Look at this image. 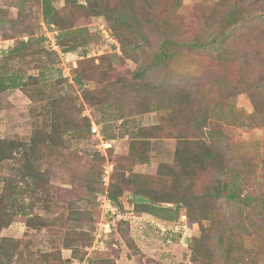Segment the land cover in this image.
<instances>
[{"label": "rangeland", "instance_id": "374dc122", "mask_svg": "<svg viewBox=\"0 0 264 264\" xmlns=\"http://www.w3.org/2000/svg\"><path fill=\"white\" fill-rule=\"evenodd\" d=\"M77 1V4L67 5L65 0H54L53 4L64 20H69L67 24L88 30L91 42L75 52L58 54L52 51L46 34L49 31L59 34L60 30L45 21L43 0H0V67L6 61L9 49L31 38L34 45L28 49L26 59L12 60L9 69L29 76L39 75L40 70L43 73L41 83L32 87L35 94L41 91L34 102L20 90L0 95V139L28 143L37 131L45 130L52 120L47 108L48 97L59 99L61 123L69 122L55 138L56 145L44 151L40 163L41 170L48 173V194L45 196L50 197L49 210L35 207L33 213L51 226L42 230L29 229L23 222L26 218L21 217L2 234L21 240L25 264H42L41 253L58 247L62 249L63 258H71L72 251L63 246L65 238L74 232L86 233L92 246L79 247V256L73 264H88L90 260L106 258L117 264H235V261L264 264V219L251 208L246 207L240 212L237 206L223 199L208 203V212L215 211V221L212 223L211 219L203 218L201 226L193 223L192 218L203 215L207 203L202 204L200 200L190 211L185 206L172 204H163V208L154 214L135 210L132 187L124 183L125 179L144 175L154 183L161 165L175 164L176 139L163 132L158 138L148 137L144 142L132 140L142 135L140 129L160 124V114L127 116L125 97L114 98V95L133 82L132 75L139 63L123 54L119 41L107 27L106 18L91 16L82 0ZM145 1L137 0V7L147 22V12L153 22L165 20L167 28L179 17L188 35L194 36L202 26L203 7H212L218 0H182L178 17L170 15L174 0ZM103 25L110 39L102 32ZM42 50L47 54L40 55L38 52ZM250 53L253 63L256 56L252 51ZM104 55L111 58L102 62ZM84 58L94 61L87 66L90 78L80 87L76 84V75ZM177 65L195 77L223 72L217 63L200 53L188 55ZM237 71L235 67L229 70L230 79ZM90 89L109 93L103 106L92 107L84 101L83 91ZM205 90L199 87L200 92ZM236 104L245 117L254 112L252 100L246 93L237 96ZM124 114L126 117L122 116ZM87 120H90L91 128L87 127ZM245 121L252 125L251 129L224 127L229 139V153L249 156L264 191V128L251 124L248 118ZM94 126L98 133L92 131ZM189 135L195 134L190 132ZM243 143L244 146L239 147ZM12 167H20L19 162L11 161L0 167V177L16 179L17 173L11 170ZM108 175L111 178L109 186L104 181ZM215 183L213 175L202 174L191 188V194L202 196ZM118 189L123 192L120 201L124 210L114 203L112 211L102 196ZM185 189L186 186H182V190ZM27 203L31 204L33 200H27ZM225 231L235 235L234 244L239 248L234 250L229 261L218 245V237ZM255 256H260L263 261Z\"/></svg>", "mask_w": 264, "mask_h": 264}, {"label": "trees", "instance_id": "16d2710c", "mask_svg": "<svg viewBox=\"0 0 264 264\" xmlns=\"http://www.w3.org/2000/svg\"><path fill=\"white\" fill-rule=\"evenodd\" d=\"M53 2L43 0V15L49 26L59 28L57 42L62 51L70 53L88 46L91 42L88 30L75 29L72 23L67 24L69 20H64ZM65 2L67 5L78 3L77 0ZM82 4L91 16L106 18L107 27L119 41L123 54L139 63V68L132 75L133 82L119 90L122 92L115 94L114 98H118V95L125 97L127 116L152 112L160 114V124L140 129L142 135L132 140L144 142L148 137L158 138L163 132L165 136L176 139L175 164L161 165L154 183L144 175L125 179L124 183L132 187L135 210L154 214L163 208V204H172L185 206L190 211L194 203L200 200L202 204L207 203L203 215L192 218L195 220L193 223L201 226L203 218L211 219L212 223L215 221V211L208 212V203L223 199L237 206L240 212L246 207L251 208L264 219L261 178L256 175L249 156L229 153V139L223 130L224 127L251 129L252 125L245 123L246 118L251 124L264 128V0H218L212 7H203L202 26L194 36L188 35L177 15L182 0L172 2L170 15L178 18L169 28L163 19L153 22L148 12L147 22L137 7V0H121V3L119 0H82ZM150 22V26L147 25ZM33 45L30 38L20 41L7 52V59L0 67V95L10 90H20L32 102L36 100V94L41 95V91L35 94L32 89L41 83V70L39 75L29 76L9 69V62L26 59L28 49ZM250 51L256 56L253 63ZM38 53L46 55L47 51ZM193 53L204 54L217 63L223 72L195 77L182 71L177 64ZM108 58L111 56L104 55L101 60L104 62ZM93 61L85 58L80 61L76 75V84L80 87L85 79L90 78L87 66ZM234 67L238 71L230 79L229 70ZM199 87L206 89L204 93L199 91ZM244 93L254 106V112L247 117L236 104L237 96ZM108 96L107 91H83L84 101L92 107L103 106ZM58 100L48 97L47 108L52 120L45 130L37 131L28 143L0 139V167L16 160L20 166L11 169L17 173L16 179L0 177V264H25L21 240L2 234L12 223L25 217L23 222L29 229L42 230L51 226L47 220L34 215L33 209L49 210L47 202L50 197L45 196L48 194V173L41 170L40 163L44 159V151L56 145L55 138L59 137L63 127L69 125V122L61 123ZM122 116L126 117L125 114ZM87 121V127L91 128L90 120ZM190 132L195 135L190 136ZM205 173L213 175L216 183L202 196L191 194L196 180ZM182 186H186V189L182 190ZM122 195V189L109 192L113 204L120 210H124L120 201ZM30 199L33 200L31 204L27 203ZM86 236L84 232H74L65 238L63 248L72 251L71 258H63L62 249L58 247L41 253L40 262L73 264V260L79 256V247L92 246L91 239ZM234 239L235 235L227 231L221 232L218 237V245L228 261L233 258L234 250L239 249ZM255 257L263 261L260 256ZM240 263L235 261V264ZM88 264L117 263L106 258L90 260Z\"/></svg>", "mask_w": 264, "mask_h": 264}, {"label": "built area", "instance_id": "2783aa9c", "mask_svg": "<svg viewBox=\"0 0 264 264\" xmlns=\"http://www.w3.org/2000/svg\"><path fill=\"white\" fill-rule=\"evenodd\" d=\"M101 29H102L103 34L106 36V38L110 39V37L108 35V30H107L106 26L103 25L101 27ZM49 32L50 33H47L46 34V37L48 38V43H50V47H51L52 51L57 52L58 54H61L62 49H61V47L59 46V44L57 42L58 32H56V31H49ZM92 131L94 133H98V128L96 126H94V127H92ZM110 179L111 178H110L109 175L104 179V181H105V183H106L107 186H109ZM102 198H103V202L107 205V207L110 210L113 211L114 210V208H113V202H112L111 198L109 197V194L107 193L106 195H103Z\"/></svg>", "mask_w": 264, "mask_h": 264}]
</instances>
